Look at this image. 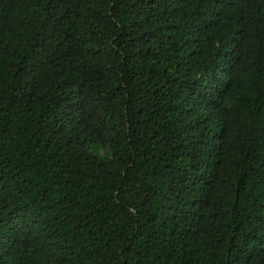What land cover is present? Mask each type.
Returning <instances> with one entry per match:
<instances>
[{
  "label": "trees",
  "instance_id": "1",
  "mask_svg": "<svg viewBox=\"0 0 264 264\" xmlns=\"http://www.w3.org/2000/svg\"><path fill=\"white\" fill-rule=\"evenodd\" d=\"M0 264H264V0H0Z\"/></svg>",
  "mask_w": 264,
  "mask_h": 264
}]
</instances>
